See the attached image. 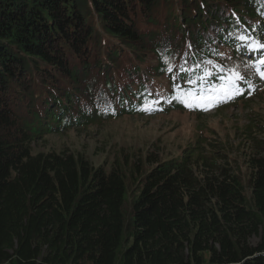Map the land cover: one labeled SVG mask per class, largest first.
Here are the masks:
<instances>
[{
	"label": "trees",
	"instance_id": "obj_1",
	"mask_svg": "<svg viewBox=\"0 0 264 264\" xmlns=\"http://www.w3.org/2000/svg\"><path fill=\"white\" fill-rule=\"evenodd\" d=\"M241 35L264 41V0H0V264H264V121L241 129L239 158L210 138L101 166L32 147L127 115L202 120L195 90L224 83L196 79L203 61L248 51ZM124 53L154 59L127 70Z\"/></svg>",
	"mask_w": 264,
	"mask_h": 264
},
{
	"label": "rangeland",
	"instance_id": "obj_2",
	"mask_svg": "<svg viewBox=\"0 0 264 264\" xmlns=\"http://www.w3.org/2000/svg\"><path fill=\"white\" fill-rule=\"evenodd\" d=\"M181 13V10L178 11ZM165 19V17H163ZM180 28H174V38L181 34ZM107 42V40L105 41ZM105 42L99 44L98 51L105 49ZM98 42H94V46ZM106 51V50H105ZM225 55L220 58L219 63L228 65L229 69H236L246 79L250 80L254 89L251 92L247 103L239 101L238 104L223 107L216 110L218 103L217 97L220 96L225 85L220 87L217 82L213 88H207L204 93L198 92V96L209 103V113L198 119L194 114L188 113H169L158 116L139 118L138 116L127 115L117 120L103 123L101 126H91L81 132L70 130L62 135H47L44 138L35 140L32 144L34 153H46L50 151L84 154L95 166L109 165L113 154L121 147L127 150L157 152L163 156L175 157L186 151L190 143L198 138H210V141L218 144H227L231 156L241 157L239 142L245 139L241 129L251 121H264V79H261L254 68L249 65L259 60L257 54H245L239 48L221 49ZM232 54V55H231ZM139 57L141 61L152 64L154 56L150 53L133 54L129 56L124 53V63L127 70L132 69L137 62L132 60ZM258 59V60H257ZM217 61V60H216ZM208 62V61H206ZM206 63L210 75L220 73L215 61ZM148 69V66H146ZM232 98L228 99V101ZM227 101V102H228ZM149 116V115H148ZM246 149V148H245ZM246 153V151H243ZM243 153V154H244ZM239 163V162H237ZM240 164V163H239ZM242 166V162L240 164ZM243 170V169H242ZM262 237L253 236L250 244L256 246Z\"/></svg>",
	"mask_w": 264,
	"mask_h": 264
},
{
	"label": "snow or ice",
	"instance_id": "obj_3",
	"mask_svg": "<svg viewBox=\"0 0 264 264\" xmlns=\"http://www.w3.org/2000/svg\"><path fill=\"white\" fill-rule=\"evenodd\" d=\"M240 41L244 44V46L248 49L249 53L252 52H261L264 53V41L260 40H249L247 37L241 35L239 37ZM162 62L165 64V68L162 71H166L169 74L173 73V65L171 59L167 55L162 56ZM207 63H212L208 61ZM250 67L254 68L257 74L260 76L261 79H264V54L259 57L257 62H254L249 65ZM199 67V65H197ZM219 68L220 72L224 73L225 75H221L220 79L225 82V88L220 96L217 97L219 102H227L230 98H235L238 95H242L247 89L249 92L254 91V86L252 85L251 81L246 79L242 74H240L236 69H224L221 66H216ZM181 71H186V69L181 65ZM210 74L206 71L204 72L203 77L197 76L196 79L200 80L201 83L205 82V79ZM175 79V77H173ZM192 79L189 80V83H193ZM174 90L177 92V99L180 98V94L183 93L186 96H192L193 92L191 89L183 90L179 87V85H174ZM206 90V89H205ZM153 107L155 106V101L152 102ZM186 107H193L195 105H190L187 101H185ZM145 110L151 111V108H145ZM203 110H207L204 108Z\"/></svg>",
	"mask_w": 264,
	"mask_h": 264
}]
</instances>
